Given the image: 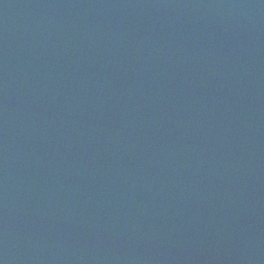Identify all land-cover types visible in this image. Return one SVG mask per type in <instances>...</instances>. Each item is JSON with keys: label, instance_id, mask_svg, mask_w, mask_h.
I'll list each match as a JSON object with an SVG mask.
<instances>
[{"label": "water", "instance_id": "obj_1", "mask_svg": "<svg viewBox=\"0 0 264 264\" xmlns=\"http://www.w3.org/2000/svg\"><path fill=\"white\" fill-rule=\"evenodd\" d=\"M0 264H264V0H0Z\"/></svg>", "mask_w": 264, "mask_h": 264}]
</instances>
